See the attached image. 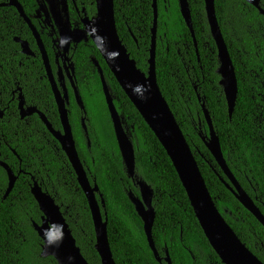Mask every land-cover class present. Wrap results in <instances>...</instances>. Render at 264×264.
Returning <instances> with one entry per match:
<instances>
[{
	"label": "trees",
	"instance_id": "trees-1",
	"mask_svg": "<svg viewBox=\"0 0 264 264\" xmlns=\"http://www.w3.org/2000/svg\"><path fill=\"white\" fill-rule=\"evenodd\" d=\"M18 1L25 14L36 6L34 0ZM187 1L195 42L182 19L178 1L156 0L157 83L218 211L239 240L264 264V228L225 187L221 179L225 182L227 179L200 137L208 133L201 107L204 104L230 172L263 212L264 15L244 0L214 2L237 80L235 107L229 118L218 84L217 50L209 33L204 1ZM76 3L79 10L84 7L87 14L95 13L94 0H76ZM69 17L72 25H79L80 16L72 5ZM114 19L118 37L130 58L139 70L147 72L152 0H114ZM13 36L28 41L36 50L15 10L6 9L5 13L0 12V107L4 111L0 119V161L7 164L17 179L7 198L2 199L8 179L0 167V264H57L53 257H41L42 240L32 223L39 224L42 213L30 192L32 179L60 206L83 258L88 264H100L88 204L66 155L38 116L24 119L19 116L17 100L13 99V92L18 89L25 105L37 107L54 130H61L40 60L27 63ZM41 38L53 61L50 38L46 34ZM92 59L101 68L133 143L135 175L153 189L152 238L158 255L162 257L168 250L171 264H222L206 240L166 152L89 41L76 50L73 59L80 68L77 89L85 114L69 93L68 117L79 158L91 185L95 181L104 201L102 213L106 212L107 235L115 263L159 264L128 199V192L138 197L139 191L125 174ZM27 64L32 76L26 75ZM83 117L89 147L81 127Z\"/></svg>",
	"mask_w": 264,
	"mask_h": 264
},
{
	"label": "water",
	"instance_id": "water-1",
	"mask_svg": "<svg viewBox=\"0 0 264 264\" xmlns=\"http://www.w3.org/2000/svg\"><path fill=\"white\" fill-rule=\"evenodd\" d=\"M45 1L48 3V7H46L48 11H46L45 15L50 20L52 19L54 21L58 31L57 47L59 49V57L64 58V61L68 63V65H65V71L69 78L71 88L74 89V82L72 80L74 69L73 64L69 63L70 58L68 57V54L70 48L72 44L78 45L82 41L87 42L90 40L122 91L166 152L186 193L198 224L210 247L218 256L221 263L263 264L239 240L235 232L230 228L218 211L199 171L190 146L160 91L155 72L157 26L156 0H152L153 25L151 29L149 58L147 60V72H142L137 68L135 61L130 58L125 46L118 37L114 19V0H94L96 14L90 19L86 16L81 19L80 22L83 24L82 28L71 24L67 0H60L59 2H56V0ZM177 1L182 19L195 42L188 1ZM203 1L209 33L217 50L218 68L216 73L219 76L218 84L223 91L228 109V116L231 118L237 97V80L234 66L216 17L214 6L215 0ZM244 1L256 8L259 14L264 15V6H261V0ZM9 6H14L19 14L26 20L22 8L16 0H10ZM39 8H42L41 5H39ZM29 25L42 55L48 80L52 86L62 130H54L47 119L41 114H39L40 119L53 138L59 143L61 150L66 155L69 164L75 173L77 183L85 196L94 228V248L100 258V264H116L111 253L107 235L106 212L102 214V209H104L103 198L101 194L98 193L99 188L95 181H93L91 185L87 176V171L85 170L83 162H81L76 149L72 128L68 119V110L66 109L68 96L65 87L61 84L64 80V76L59 71L58 83L59 85L61 84L63 91V93H61L51 72L41 39L32 25ZM16 42L20 43L23 54H31L27 42L20 41L19 39H16ZM91 61L99 74L105 104L113 127L114 137L125 174L127 178L132 180L133 185L139 191L138 197H136L131 191L128 192V199L133 205L135 213L142 223V230L146 237L148 247L153 253L154 259L159 264L162 260L165 264H171L168 250H165L164 256L161 258L158 255L152 238V227L155 220V210L152 202L154 195L153 189L147 183L138 179L135 175L133 143L127 130L123 126L124 121L118 114L113 103L109 87L104 80L101 68L96 60L92 59ZM74 94L76 103L80 110L84 112L83 101L80 98L78 91L75 90ZM201 107L208 127V133L203 136L200 134V137L206 149L227 179V182L222 179L221 181L233 194L240 205L245 208L264 228V211L261 212L259 208L256 207L254 201L241 188L233 174L230 172L223 157L219 139L215 134L208 111L205 109L204 104H202ZM18 110L21 118L37 113L33 108H24V98L21 94L18 96ZM3 116L4 111L0 107V119H2ZM81 127L87 139V146L89 147L85 117L81 118ZM0 167L5 170L8 179V186L2 198L6 199L13 189L17 176L7 164L2 161H0ZM30 192L42 213L41 222L39 224L32 223L34 231L42 240L41 257H53L57 264H88L83 258L79 248L76 246L75 239L72 236L63 213L61 212L60 206L57 205L54 199L47 192L43 191L40 185L33 179ZM97 195L100 201L98 200Z\"/></svg>",
	"mask_w": 264,
	"mask_h": 264
},
{
	"label": "flooded vegetation",
	"instance_id": "flooded-vegetation-1",
	"mask_svg": "<svg viewBox=\"0 0 264 264\" xmlns=\"http://www.w3.org/2000/svg\"><path fill=\"white\" fill-rule=\"evenodd\" d=\"M16 1H17V3L21 6L22 11H23V15H24V17L26 18V20H25L20 14H19V12L17 11V9H16L14 6H9V4H10V0H0V12H2V14H3V13H5V10H6V9H14V10H15V12L17 13V15H18L19 18L21 19L22 23L24 24L26 30H27V31L29 32V34L31 35L32 40H33V44H34V46L36 47V50L34 51V50L32 49V44H30V43H29L28 41H26V40H22V39H20L19 37L13 36V42H15V43H17V44L19 45L20 53L24 56V60H25L27 63L33 64V61H34L35 59H39V60H40L41 65H42V68H41V69H42L43 72H44V77L46 78L47 83H48V85H49V87H50L51 93H52V95H53L52 86H51V84H50V82H49V80H48V76H47L46 68H45V65H44V62H43V59H42V55H41V53H40L39 47H38V45H37V42H36L35 38L33 37L32 30L30 29L31 27H30L29 24L32 25V27L35 29V31L38 33V35H39V37H40V39H41L42 45H43V47H44V50H45L46 55H47V58H48V62H49V66H50L51 72H52V74H53V77H54V79H55L57 85H58L59 90L61 91V93H63V91H62V87H61V84H63V86H64L65 89H66L67 96H68V102H67V104H66V109L68 110V106H69V103H70V94H69V93L72 94V96H73V98H74V102L76 103V99H75V94H74V92H75V90L78 91V89H77V84H78L77 81H78V79H77V78H78V75H79V70H80V68H77V67L75 66L74 62H73L74 55H75L76 50H77L78 48H80L81 46H84V47H85V46L87 45V43H88L90 40L87 41V42L82 41V42L79 43L78 45H74V44H72V46H71V48H70V51H69V54H68V57L70 58L69 63H72V64H73V69H74V74H73V78H72V80H73V82H74V89H75V90H74L73 88H71V85H70V82H69V78L67 77V75H66V71H65V65H68V63H66V62L64 61V58H60V57H59V49H58V47H57V45H58V41H57V39H58V31H57V28H56V26H55L54 21H53L52 19L50 20V19L47 18L46 15H45L46 11H48V9L46 8V7H48V3H47L45 0H34L35 5H36L35 8H34L33 10H30V12H29L28 14H25L22 5L19 3L18 0H16ZM59 1H60V0H56V2H59ZM56 2H55V4L57 5ZM67 3H68V9H70V6L72 5L73 8L75 9V12L78 13V15L80 16L79 21H80L81 19H83L85 16L88 17V18L90 19V18L94 17L95 14H96V7H95V13H94L93 15H89V14L86 13L84 7H82L81 10L78 9V6H77V3H76V0H67ZM94 4H95V3H94ZM39 5H41L42 8H39ZM81 5H83V3H81ZM57 7H59V6H57ZM77 27L82 28V27H83V24H81V22H80L79 25H78ZM15 29H16V28H14L12 32H14ZM44 34H46V35L50 38V40H51V50H52V52H53V61L50 60L49 55H48V53H47V50H46V48H45V45H44V43H43V40H42V38H41L42 35H44ZM16 39H19L20 41H25V42H27V44H28V48H29V52H30L31 54H29V55H25V54H23V53H22V50H21L20 43L16 42ZM92 64H93V63H92ZM93 66H94V65H93ZM94 67H95V66H94ZM95 68H96V67H95ZM25 69L28 71V73H27L26 75H27V76H32V71H31V69H30V67H29L28 64H27V66H26ZM59 71H60V73L63 74V76H64V80H63V82H62L60 85H59V83H58V73H59ZM96 71H97V69H96ZM97 74H98V72H97ZM98 76H99V74H98ZM14 82H16V81H14ZM78 93H79V91H78ZM19 94L22 95L20 89H18L17 91L13 92V99L15 98V99L17 100V105H18V96H19ZM22 96H23V95H22ZM79 96H80V94H79ZM23 98H24V97H23ZM80 98H81V97H80ZM53 99H54V95H53ZM54 102H55V99H54ZM55 105H56V102H55ZM76 105L78 106L77 103H76ZM24 108H33V109H35V110L37 111V113H33V114H31V115H29V116H26V117H31V116H33V115H36V116H38V118L40 119L39 114H41V115H43V116L45 117V115H44L41 111H39V110L37 109V107H35V106H27V105H25V101H24ZM78 108H79V106H78ZM1 109H2V108H1ZM56 109H57V113H58L57 105H56ZM79 109H80V108H79ZM18 111H19V110H18ZM83 113H85V109H84V112H83ZM19 116H20V113H19ZM58 116H59V113H58ZM26 117H24V118H26ZM20 118H21V117H20ZM24 118H21V119H24ZM59 119H60V118H59ZM68 119H69V117H68ZM40 121H41V119H40ZM41 122H42V121H41ZM42 123H43V122H42ZM45 127H46V126H45ZM47 130H48V129H47ZM61 130H62V128H61ZM61 130H60V131H61ZM48 132H49V131H48ZM49 133H50V132H49ZM72 133H73V132H72ZM68 162H69V161H68ZM85 170L87 171L86 168H85ZM131 182H132V180H131ZM132 183H133V182H132ZM134 187H135V186H134ZM103 213H104V212H103ZM103 213H102V214H103ZM161 258H163V256H162ZM160 264H164V261L162 260Z\"/></svg>",
	"mask_w": 264,
	"mask_h": 264
}]
</instances>
